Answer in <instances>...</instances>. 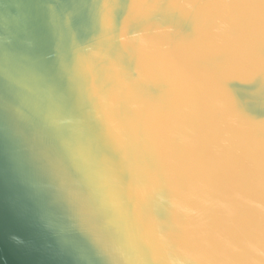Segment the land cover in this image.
Segmentation results:
<instances>
[{
  "label": "water",
  "instance_id": "95a60500",
  "mask_svg": "<svg viewBox=\"0 0 264 264\" xmlns=\"http://www.w3.org/2000/svg\"><path fill=\"white\" fill-rule=\"evenodd\" d=\"M0 264H264V0H0Z\"/></svg>",
  "mask_w": 264,
  "mask_h": 264
}]
</instances>
